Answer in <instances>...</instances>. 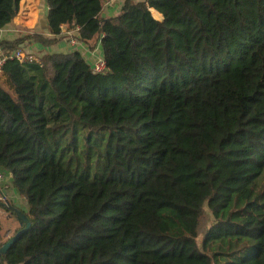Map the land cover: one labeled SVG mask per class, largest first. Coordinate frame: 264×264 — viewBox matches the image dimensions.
I'll list each match as a JSON object with an SVG mask.
<instances>
[{
	"label": "trees",
	"instance_id": "obj_1",
	"mask_svg": "<svg viewBox=\"0 0 264 264\" xmlns=\"http://www.w3.org/2000/svg\"><path fill=\"white\" fill-rule=\"evenodd\" d=\"M107 1L45 0L31 37H98L105 72L77 51L0 72V169L30 223L0 264H264V0Z\"/></svg>",
	"mask_w": 264,
	"mask_h": 264
},
{
	"label": "crops",
	"instance_id": "obj_2",
	"mask_svg": "<svg viewBox=\"0 0 264 264\" xmlns=\"http://www.w3.org/2000/svg\"><path fill=\"white\" fill-rule=\"evenodd\" d=\"M144 0H132V2H141ZM123 0H116L113 5L106 6L103 3L102 13L104 18H112L116 16L122 6ZM48 7L45 0H21L18 5V12L14 19L0 29V43L17 41V48L22 49L26 53H36L37 56L46 54L62 53L67 54L77 51L84 62L88 66H92L98 60L103 59L98 37L87 42L79 41L78 47H73L67 41V35L70 34L76 39H79L76 28L61 27V31L56 42L49 46H42L35 43L31 37L40 35L43 38H50L47 29L46 15ZM35 16V17H34ZM156 19H160L159 16ZM5 195V200L16 209L23 213L27 212V204L11 184V176L0 169V197ZM5 227L3 237L8 239L14 236L18 224L7 212L0 208V233L2 227Z\"/></svg>",
	"mask_w": 264,
	"mask_h": 264
},
{
	"label": "built area",
	"instance_id": "obj_3",
	"mask_svg": "<svg viewBox=\"0 0 264 264\" xmlns=\"http://www.w3.org/2000/svg\"><path fill=\"white\" fill-rule=\"evenodd\" d=\"M116 0H108L105 2L106 6L113 5ZM78 29L76 28V31ZM67 41L69 44L73 47H78L79 45V39H76L74 36H71L70 34L67 35ZM8 61H15L17 63H38L39 59L36 57H33L32 54L24 52L22 49H15L12 51H5L0 47V72L2 71L3 66ZM91 72L93 74H101L105 72V64L103 59L98 60L96 63H94L91 66Z\"/></svg>",
	"mask_w": 264,
	"mask_h": 264
},
{
	"label": "water",
	"instance_id": "obj_4",
	"mask_svg": "<svg viewBox=\"0 0 264 264\" xmlns=\"http://www.w3.org/2000/svg\"><path fill=\"white\" fill-rule=\"evenodd\" d=\"M13 10H15V6L13 5ZM104 18V15H101ZM0 208L4 210H8L9 212L13 213L16 218V222L19 226H23V229L17 232L14 236H12L1 248H0V257L3 256L13 242L19 237L20 234L27 232L30 228V223L23 212L16 209L15 207L11 206L7 200H5V195L0 197Z\"/></svg>",
	"mask_w": 264,
	"mask_h": 264
},
{
	"label": "rangeland",
	"instance_id": "obj_5",
	"mask_svg": "<svg viewBox=\"0 0 264 264\" xmlns=\"http://www.w3.org/2000/svg\"><path fill=\"white\" fill-rule=\"evenodd\" d=\"M35 17V16H34ZM32 56L33 57H37V58H39L40 56H37V54L36 53H33L32 54ZM206 210V209H205ZM207 211V210H206ZM211 219H210V217H209V215L206 213V215L204 216V218H203V220L201 221V224H200V226H199V229H198V234H197V238H196V243H197V246H198V248H200V245H201V242H202V240H203V237H204V233H205V231H206V229L209 227V225L211 224ZM2 230V233H0V244H5V242H7L9 239H10V237L8 238V239H5L4 237H3V231H4V229H5V227L3 226L2 228H1ZM12 237V236H11Z\"/></svg>",
	"mask_w": 264,
	"mask_h": 264
}]
</instances>
